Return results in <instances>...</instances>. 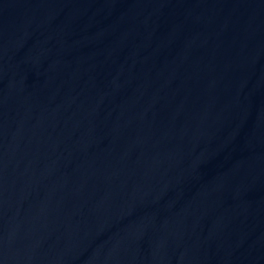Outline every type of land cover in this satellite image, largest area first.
I'll use <instances>...</instances> for the list:
<instances>
[{"label": "water", "instance_id": "95a60500", "mask_svg": "<svg viewBox=\"0 0 264 264\" xmlns=\"http://www.w3.org/2000/svg\"><path fill=\"white\" fill-rule=\"evenodd\" d=\"M0 264H264V0H131L0 123Z\"/></svg>", "mask_w": 264, "mask_h": 264}]
</instances>
